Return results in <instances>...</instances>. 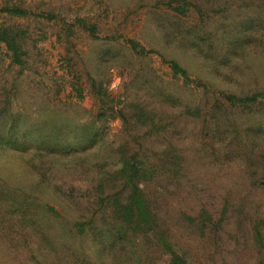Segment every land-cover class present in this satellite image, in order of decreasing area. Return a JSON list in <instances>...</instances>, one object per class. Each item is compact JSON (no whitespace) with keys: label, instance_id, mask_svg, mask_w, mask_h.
<instances>
[{"label":"rangeland","instance_id":"rangeland-1","mask_svg":"<svg viewBox=\"0 0 264 264\" xmlns=\"http://www.w3.org/2000/svg\"><path fill=\"white\" fill-rule=\"evenodd\" d=\"M4 31L0 264H264V96L238 100L264 93V0H0Z\"/></svg>","mask_w":264,"mask_h":264},{"label":"trees","instance_id":"trees-1","mask_svg":"<svg viewBox=\"0 0 264 264\" xmlns=\"http://www.w3.org/2000/svg\"><path fill=\"white\" fill-rule=\"evenodd\" d=\"M11 14H21V15H27L29 12L26 9L18 8V7H8L6 9ZM86 28H89L92 34H95V27L93 26H87L84 25ZM0 40L4 41L7 45V47L12 51V58L13 61L19 64H23L26 61L22 59V55L24 54V51L22 47L17 43V39L15 36L10 35L7 31H4L2 34H0ZM130 47L139 55H145L147 53H154V50H147L143 45L136 42L135 40H130ZM170 67L175 75H181V77H184L185 80H188V71L181 67L180 63H178L176 60L172 59L169 60ZM264 96V93L256 92L253 93V95L248 96V99L245 98H239L238 100L242 103L246 102V100L250 102H258L259 97ZM231 100H234V97H230ZM6 127V126H5ZM5 145H11L14 147L21 146L22 143H19L15 138H8V139H1L0 144ZM126 168H130L127 171L132 170V174H137L138 171H140L138 168H134L135 165H131L130 162L126 161ZM129 166V167H128ZM132 177V175H131ZM126 209H128L129 213L128 215H132L131 210L138 209L140 211V215L142 216L145 221L150 219L148 208H147V200H146V194L144 192V189L138 184H136L134 195L132 196V199H130L129 202L126 203ZM82 230L86 229L87 224L81 223ZM168 247L171 251V264H187L185 262V259L178 254L171 245L168 244Z\"/></svg>","mask_w":264,"mask_h":264}]
</instances>
